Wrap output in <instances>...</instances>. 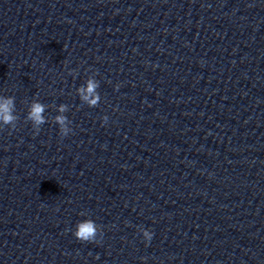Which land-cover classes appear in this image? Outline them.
Masks as SVG:
<instances>
[{
	"label": "clouds",
	"instance_id": "clouds-1",
	"mask_svg": "<svg viewBox=\"0 0 264 264\" xmlns=\"http://www.w3.org/2000/svg\"><path fill=\"white\" fill-rule=\"evenodd\" d=\"M99 81L94 78H89L86 82V87H80L78 93L81 100L86 102L89 107H96L100 101V95L97 92ZM119 88V85L116 86ZM46 105L34 100L27 111L26 120L30 121L36 133L40 131V127L47 122L44 115ZM68 110L67 105H60L58 112L61 113L54 117V123L59 126V133L62 137H66L72 131L69 127L70 121L67 116L63 115ZM18 120L15 115V98L0 97V126H10L11 129L16 128ZM104 122H107L108 117H103ZM145 241H151L153 233L147 229H141ZM74 237L81 242H98L97 236H102V230L93 220L85 219L76 224L73 232Z\"/></svg>",
	"mask_w": 264,
	"mask_h": 264
}]
</instances>
